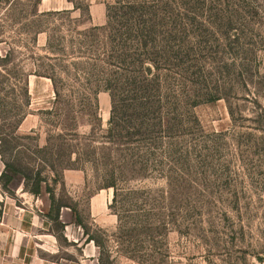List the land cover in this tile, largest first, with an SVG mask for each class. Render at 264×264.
Masks as SVG:
<instances>
[{"label":"rangeland","instance_id":"rangeland-1","mask_svg":"<svg viewBox=\"0 0 264 264\" xmlns=\"http://www.w3.org/2000/svg\"><path fill=\"white\" fill-rule=\"evenodd\" d=\"M64 67L98 78L81 79L84 88ZM55 73L68 82L65 104L55 105L44 77ZM1 74L12 80L0 88V115L11 126L22 119L3 137L0 173L3 161L43 167V147L65 155L55 108L63 115L67 101L85 94L95 116L71 128L70 144L109 155L111 167L86 162L57 178L46 168L60 205L104 231L112 249L145 247L117 231L113 190L103 189L111 169L122 192L137 194L125 209L165 225L161 264H264V0H0ZM103 79L119 81L111 139ZM5 208L16 220L4 222ZM49 208L44 185L37 197L21 182L0 185V263L98 264L69 209L54 223Z\"/></svg>","mask_w":264,"mask_h":264},{"label":"trees","instance_id":"trees-1","mask_svg":"<svg viewBox=\"0 0 264 264\" xmlns=\"http://www.w3.org/2000/svg\"><path fill=\"white\" fill-rule=\"evenodd\" d=\"M76 66V63H73ZM62 70H65V75L67 76L68 81H74L81 87H86V84H89L92 79H97L98 76L93 72L87 71H79L77 70L76 75H70L68 72V68L64 67ZM61 70V71H62ZM60 71V72H61ZM36 74V73H35ZM8 76V75H7ZM6 75H0V88L6 86V82L11 81L12 79ZM45 78L49 79L52 83L54 94H55V105H60L61 103L65 104L64 100H62V89L67 86L68 82H65L64 79L56 77L55 75H44ZM17 78V77H16ZM86 79L87 83L82 84L80 80ZM101 82V81H100ZM118 80L116 79H103L102 83H99L98 88L103 89L105 92H108L112 99V108L111 114L108 121V129H107V138H115L116 135V118L115 115L118 114V110H116L113 91L118 85ZM22 85L25 88L23 89L26 98H28V90L22 80ZM77 94L73 93V97ZM29 100V99H28ZM74 102H76V106L78 107V111L71 110L75 106ZM67 112H64L63 115H59L58 108H55L54 117L56 120L54 121L55 128L60 130V134L56 135V138L60 140L61 146L59 148L60 152L63 151V148L66 151L65 155H51L46 151V147L38 149V153H42L41 163L43 167L32 169L31 167L17 165L12 161H3V169L0 173V185L2 189L5 191H9V188L13 186L16 182H21L25 190L35 197L40 196L42 192V186L46 187V192L49 196L50 208L47 214V218L54 223H58L60 219V211L63 208H68L73 219V223L76 224L79 228L83 230V236L86 238L85 243L93 244L99 251V258L97 260L98 264H161V260L157 257L156 245L158 244L157 235L161 232V229L165 228L163 223L160 221L154 220L151 215V212H145L142 216H136L131 212L127 211L125 207L128 204V199L131 195H137L135 192L124 193L118 188V182L113 174V170H107L108 177H106L105 181H103V189H112L113 197L112 202L110 204V209L116 210V215L118 217V227L117 231H122L120 234L128 239V243L131 246L142 245L145 244V247H140L137 249H112L109 246H106L107 241H103L99 234L106 236L105 232L96 227L95 225H91L89 227L84 223L82 217L78 213V211L73 207H68L65 205H60L55 198V195L48 186L47 177L44 175L46 168H48L53 176L56 178L59 177V169L64 171L65 169H73L75 166H79L86 162L93 163L96 167L99 165H104L108 169L111 167V163L108 156H103L102 158H96V149L89 151V146H85V148H80L79 145H72L70 141L72 137H77L76 134H72L74 131L73 126H79V123L82 120L83 115H87L88 117L95 116L96 106L93 102V99L87 97V95L83 94L81 98L77 97L73 98V101H67ZM71 108V109H70ZM121 112V110H119ZM73 113V114H72ZM90 113V114H89ZM14 126L7 124L5 119H3L2 115H0V153L2 156V149L4 138L6 136V130L9 128L18 129L20 125V121L22 119L20 116H16V120ZM20 118V120H19ZM84 149L87 152H84ZM63 151V152H65ZM54 157L56 159H54ZM74 157V159H73ZM101 160H104L101 163ZM60 162V163H59ZM113 175H111V174ZM121 209L122 211H118ZM142 218V219H140ZM157 222V223H156ZM120 239V238H119ZM142 241H141V240ZM144 246V245H143ZM121 260V261H120ZM124 262V263H121Z\"/></svg>","mask_w":264,"mask_h":264},{"label":"crops","instance_id":"crops-1","mask_svg":"<svg viewBox=\"0 0 264 264\" xmlns=\"http://www.w3.org/2000/svg\"><path fill=\"white\" fill-rule=\"evenodd\" d=\"M12 212V210L11 209H8V208H5V211H4V216H3V219H4V222L9 218V214H12V216H13V218L16 220V218H17V215L15 214H13V212ZM15 213V212H14ZM20 219H21V217H20ZM6 223V222H5ZM20 250L19 249H17V252H19ZM2 253H6V251L5 252H0V255L2 254ZM25 253V252H24ZM0 264H3V263H0Z\"/></svg>","mask_w":264,"mask_h":264}]
</instances>
